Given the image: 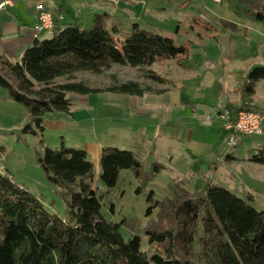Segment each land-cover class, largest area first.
I'll list each match as a JSON object with an SVG mask.
<instances>
[{
    "label": "trees",
    "instance_id": "obj_1",
    "mask_svg": "<svg viewBox=\"0 0 264 264\" xmlns=\"http://www.w3.org/2000/svg\"><path fill=\"white\" fill-rule=\"evenodd\" d=\"M249 6V17L264 23V0H253ZM65 13L64 4L51 12L53 28L46 32L50 37L35 38L19 61L0 54V89L26 109L31 123L21 133L38 136L40 144L43 116L69 112L70 95L113 92L141 96L145 92L133 82L91 88L82 82L55 83L57 79L72 80L79 72L98 75L113 65L148 68L185 57L188 52L187 47L137 24L123 37H115L116 26H107L106 14L95 15L85 28L78 19L61 20ZM149 77L164 82L158 76ZM261 80L264 66L252 68L240 88L241 96L249 99L254 84ZM224 108L232 117L241 110L254 109L233 104ZM249 162L264 166V146L251 153ZM38 163L66 198L65 217L49 213L38 198L0 172V264H190L199 230L201 254L209 264H264V211L209 180L190 196L185 193L173 203L155 202L148 207L147 214L159 208V219L142 234L148 245L162 251L148 255L137 234L124 238L120 231L124 221L113 223L106 218L102 198L91 185L93 165L83 149L62 144L59 148L43 147ZM99 166L107 189L116 186L123 170L142 179V163L129 150L102 148ZM152 195L151 191L146 196V203L152 202ZM106 209L114 213L113 204ZM168 212L177 220L178 229L158 231L160 218Z\"/></svg>",
    "mask_w": 264,
    "mask_h": 264
},
{
    "label": "rangeland",
    "instance_id": "obj_2",
    "mask_svg": "<svg viewBox=\"0 0 264 264\" xmlns=\"http://www.w3.org/2000/svg\"><path fill=\"white\" fill-rule=\"evenodd\" d=\"M9 1L17 4L13 13L20 24L33 25V7L38 3L43 4L50 12L58 5L64 4L66 13L61 20L69 22L71 18H75L85 28L90 27L95 15L106 14L107 26H116V33H113L115 37L126 35L132 24L166 36L177 46H185L188 49L187 55L179 58L181 59L179 63L176 62L177 60H169L171 71L168 77L174 82L180 80L179 83L177 82L180 86L194 85L193 78L186 81L188 69L204 83H211L213 78H221L222 74L227 73L224 72L226 67H236L235 71H239L244 70L247 65L264 63V23L248 15L249 5L253 0H2L0 3H4V7L7 8ZM49 37L50 33H42L38 39ZM225 48L233 51L232 60L227 62H225L226 57L221 58ZM163 64L164 62H159L156 67H164ZM145 73V69L113 65L102 74L79 72L72 80L60 78L55 83L82 82L91 88L119 86L120 83L127 81L146 85L143 77ZM160 73L163 74L164 71ZM238 73L235 72L234 77L238 78ZM147 98L165 104L168 100L175 101L177 94L174 90L165 97L148 96ZM254 98L260 107L264 108V81L258 85ZM74 110L77 111V108ZM91 110L94 114L98 112L95 107H91ZM204 110L197 111L193 117L196 120L194 124L200 126L202 132L208 124H211L210 120L215 121V117L210 112H206L207 108ZM120 111L123 118L128 117L125 119L128 131H121L122 134L124 133L123 138L115 135L119 130L109 132L114 137L106 135L104 138H112V143L109 142L108 146L113 145L133 152L142 163V179H136L130 170H123L119 173L116 186L107 189L101 181L99 162L93 163L89 160L93 165L91 185L102 198L106 208L110 204L114 205L113 214L106 208L103 211L106 218L113 223L124 221L120 231L125 239L131 234H137L144 252L148 255L161 253V248L148 245L147 237L142 234L159 219V208H152L151 213L147 214L148 207H152L155 202L173 203L181 199L185 193L190 196L206 181L212 182L208 166L210 164L220 166L221 157L229 151V148L225 143L224 152H220L212 144L213 137L212 141H206L200 137L201 134L199 136L194 134L192 140L188 142L187 120L170 122L169 126L163 125L158 133L159 137H153L152 129L149 126L142 127V121L140 118L138 120L130 108H121ZM192 111L190 108H182L180 114L192 115ZM30 123L26 109L21 104L9 100L0 89V172L38 198L49 213L64 218L67 210L66 198L60 193V189L48 180L38 163L43 147L61 146L59 136L62 133L55 135L54 132H49L45 139L41 138L42 144H40L38 136L21 133L22 128ZM219 127L218 131H222L221 124ZM156 130L158 131L157 127L154 128V133ZM142 133H145L144 137L140 138L139 134ZM63 134L69 135L67 127ZM71 139L67 138L66 146L78 145ZM255 147L251 141H247L239 144L235 151L237 150L242 157ZM153 165L159 172L154 171ZM220 169L225 170V167ZM212 183L218 185V179L214 178ZM258 187L259 193L254 192L257 198L264 193V183ZM151 191L152 202L146 203V196ZM243 199L257 210L264 211V204L259 206L257 201L252 203L245 195ZM258 200L264 202V197H259ZM178 225L174 216L168 212L160 218L157 230L161 232L175 230ZM200 237L199 230L192 246L190 264H209L207 258L201 254L198 242ZM175 252L183 254L181 250Z\"/></svg>",
    "mask_w": 264,
    "mask_h": 264
},
{
    "label": "crops",
    "instance_id": "obj_3",
    "mask_svg": "<svg viewBox=\"0 0 264 264\" xmlns=\"http://www.w3.org/2000/svg\"><path fill=\"white\" fill-rule=\"evenodd\" d=\"M16 6L17 4L15 2L12 3L9 1L7 8L4 7V9L0 10V54L13 62L19 61L25 48L34 42L35 37L33 30L37 25V18L34 10L33 25L20 24L17 17L13 13ZM37 38H39V36ZM232 53L233 51H229L225 48L221 58L225 59L226 57L227 60L224 61H230L233 58ZM176 60L178 63L181 61V59ZM156 65L157 64H154L151 67L143 68L146 70V73L143 76L146 85H141L139 82L135 81H127L137 83L140 88L145 90L141 96L113 92L89 95H70L72 105L69 112L47 113L50 115L46 116L47 114H45L43 116L42 137L45 139L47 133L49 132H54L55 135L62 133L59 137L61 138V143L64 144V146H66L65 142H67V138H72V142H75L78 145L71 147L83 149L87 153L88 159L93 163H97L99 162L102 148L113 147V145L108 146L109 142L112 143L111 137H114L113 135L111 136L109 132L119 130L118 134L115 133V135L122 136L123 138L124 133L122 134L121 131H128L125 125V119H128V117L123 118V116L120 115V110L121 108H130L132 113L138 117V120L140 118L142 121V127L149 126L152 129L151 132L153 137H159L158 133L161 126H169V123L174 121L180 122V120H187V128L189 129L188 142L192 140L194 134L197 136L201 134L200 137L204 138L206 141H212L213 137L214 142L212 144L214 147L218 148L220 152H224L223 146L225 143L227 146V139H225V136L227 135L223 130V132L221 130L218 131V128L220 129L219 124H221H218L217 122H220L217 117L218 111L227 104H233L235 106L249 105L256 110L264 111V108H261L257 100L254 98L256 96L258 85L264 80L258 81L254 84V93L249 99L244 98L240 94V88L249 71L254 67L264 66V63L247 65L244 70L239 71H235L236 67H226L224 68V72L227 73L225 75L222 74L221 78H213L211 83H204L199 79L200 77H196L195 74L190 72L188 69V79H186V81L193 78V87H185L184 85L180 86L179 84L177 85V82L179 83L180 80L174 82L168 77V74L171 71L169 61L164 62V67H156ZM153 68L154 71L152 70ZM161 71H164V73L161 74ZM234 71L239 72L238 78L234 77ZM150 75L158 76L164 79V82H156L150 79ZM127 82L120 83L119 86ZM113 87L116 86L106 88ZM174 90H176L177 98L175 101L168 100L165 104L159 103L157 100L147 98L148 96L165 97L169 95L171 91L174 92ZM91 107L97 108L98 112L96 111V114H94ZM74 108H77V111H75ZM182 108L192 109L193 114H184V116H181L180 112ZM205 108H207V113L210 112L212 116L215 117V121L210 120L209 123L211 124H208V127H205L202 132L201 127L194 124L196 120L193 117H195L197 111H205ZM66 127L69 132L68 136H64L63 134L65 133ZM156 127L158 131L156 130L154 133V128ZM144 134L145 133H142V135L139 134V137L143 138ZM106 135L111 136L110 139L104 138ZM251 137L257 138L254 139ZM145 140L148 141V139ZM247 141H251L256 147L248 150L247 154L242 157L239 156L237 150L228 149L229 151L221 157V165L210 164L208 169L212 175V182L214 181V178H217L218 186H225L223 188H226L242 199L245 195L250 201H252V203L257 201V204L260 206V204H264V202H259L260 199L258 200V198L264 197V195H262L264 193L260 194L258 198L255 193H259V191H257L259 188L258 186L261 187L262 183H264V179H261L264 177V168H262L264 166L249 162V157L254 150L264 146V137H244L239 140L238 145L244 144ZM221 167H225V170L220 169Z\"/></svg>",
    "mask_w": 264,
    "mask_h": 264
},
{
    "label": "built area",
    "instance_id": "obj_4",
    "mask_svg": "<svg viewBox=\"0 0 264 264\" xmlns=\"http://www.w3.org/2000/svg\"><path fill=\"white\" fill-rule=\"evenodd\" d=\"M4 3H0V9L4 7ZM36 14L37 25L34 28V37L49 32L53 28L51 12L43 5L36 4L33 7ZM217 117L220 120L221 128L227 135V146L229 150L237 147L241 138L250 136L264 137V111L256 109L241 110L235 117L222 107Z\"/></svg>",
    "mask_w": 264,
    "mask_h": 264
}]
</instances>
